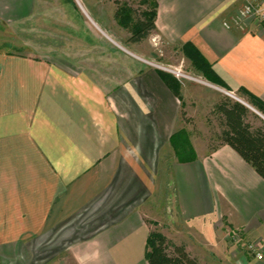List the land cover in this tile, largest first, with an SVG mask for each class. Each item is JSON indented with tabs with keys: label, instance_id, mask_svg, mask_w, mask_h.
<instances>
[{
	"label": "crops",
	"instance_id": "obj_1",
	"mask_svg": "<svg viewBox=\"0 0 264 264\" xmlns=\"http://www.w3.org/2000/svg\"><path fill=\"white\" fill-rule=\"evenodd\" d=\"M157 2L161 43L178 52L191 43L234 99L264 119L248 102H264V23L233 24L245 0ZM36 10V0H0L1 32L16 35L17 21ZM104 49L112 55L0 49L1 264H149L147 219L165 159L195 239L214 247L227 224L243 239L228 262L264 264L246 250L259 241L264 255V178L230 146L196 150L186 163L171 146L186 113L211 128L217 102L206 103L197 84L178 81L175 93L161 68Z\"/></svg>",
	"mask_w": 264,
	"mask_h": 264
},
{
	"label": "rangeland",
	"instance_id": "obj_2",
	"mask_svg": "<svg viewBox=\"0 0 264 264\" xmlns=\"http://www.w3.org/2000/svg\"><path fill=\"white\" fill-rule=\"evenodd\" d=\"M148 1L150 0H36V13L38 15L32 16L28 20L17 21L16 35L8 30L4 33L0 30V49L16 51L17 55H58L88 58L98 55H112L111 52H106L104 49L111 47L117 56H127L125 53L128 52L130 56L139 58L145 63L173 67L182 64L188 73L197 76L198 74L194 73L187 59L177 49L161 43V39L156 37L155 33L136 45L128 42L131 31L129 27L120 23L122 16L119 13L124 8L132 7L138 14L140 11L149 9ZM113 42L120 48L115 47ZM121 48L127 52L124 53ZM135 58H133L134 61L139 63ZM188 83L202 87L203 92H198V94L202 96L205 102L207 100L218 104L228 98L234 99L228 94V90L209 82H207L209 84ZM181 84L185 83L181 82ZM204 89L213 90V93L206 96L208 93H205ZM188 115L191 114H185L178 129L186 128L192 133L195 140V151L197 150L198 154H204L216 148L219 145L216 135L222 129L218 116L214 113L211 114L213 125L211 128H207L197 126V124L206 122L204 118L197 120ZM248 120L254 127L264 128V119L256 113H251ZM169 163V159L163 161V169L156 184L157 194L151 202L152 205H155L150 208L147 219L151 231L162 233L174 243L185 244L191 255L197 258L201 264H236V260L232 259L230 255L229 259L232 260L228 262V255L226 256V254L229 253L230 245H236V241L229 236V230L237 231V228L230 229L228 228L229 225L222 224L223 229H228L229 232L225 239L220 240L213 247L205 244L201 239H195L199 238V234L192 233L193 231L189 229L191 226H185L181 222L173 200L172 187L168 183L170 177L166 168H168ZM256 243L261 248L260 242L256 241Z\"/></svg>",
	"mask_w": 264,
	"mask_h": 264
},
{
	"label": "trees",
	"instance_id": "obj_3",
	"mask_svg": "<svg viewBox=\"0 0 264 264\" xmlns=\"http://www.w3.org/2000/svg\"><path fill=\"white\" fill-rule=\"evenodd\" d=\"M147 4L149 9L138 14L132 7L124 8L119 13L122 16L120 23L130 28L129 43H141L157 30L158 2L150 0ZM179 52L190 62L194 73L215 86L229 90L214 73L209 62L191 43L184 44ZM162 76L175 93H178L180 86L178 80L169 73H162ZM248 96L249 104L264 116V102L252 95ZM251 113L249 108L234 99L228 98L216 104L214 114L218 116L222 128L216 138L218 146L227 145L233 148L264 178V128L254 127L249 122ZM171 146L178 162L186 163L197 159L187 130L176 131L171 137ZM146 259L149 264H201L191 255L185 244L174 243L158 231L150 232Z\"/></svg>",
	"mask_w": 264,
	"mask_h": 264
},
{
	"label": "built area",
	"instance_id": "obj_4",
	"mask_svg": "<svg viewBox=\"0 0 264 264\" xmlns=\"http://www.w3.org/2000/svg\"><path fill=\"white\" fill-rule=\"evenodd\" d=\"M249 19H254L259 23H264V6L260 0H245L244 5L238 11L237 15L233 19V24L239 28H243L245 22ZM230 26L229 23L226 24ZM153 66H157L164 70L165 72L174 76L179 82L187 83L194 82L198 84H209L202 77H198L188 73L182 66V64L178 67L173 66H159L155 63H149ZM230 96L237 98L234 93L229 92ZM229 236L236 241V245L242 244V237L238 231H230ZM246 249L248 252L253 254L257 260L261 261L264 259V255L261 251V248L258 246L256 242L247 243Z\"/></svg>",
	"mask_w": 264,
	"mask_h": 264
}]
</instances>
